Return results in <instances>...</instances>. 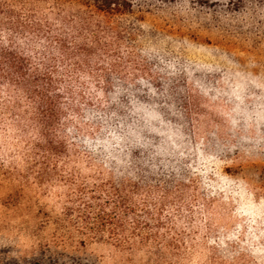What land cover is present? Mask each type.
<instances>
[{
    "label": "trees",
    "instance_id": "16d2710c",
    "mask_svg": "<svg viewBox=\"0 0 264 264\" xmlns=\"http://www.w3.org/2000/svg\"><path fill=\"white\" fill-rule=\"evenodd\" d=\"M176 1L0 0V129L76 233L123 250L162 248L190 189L198 73L147 21Z\"/></svg>",
    "mask_w": 264,
    "mask_h": 264
},
{
    "label": "rangeland",
    "instance_id": "374dc122",
    "mask_svg": "<svg viewBox=\"0 0 264 264\" xmlns=\"http://www.w3.org/2000/svg\"><path fill=\"white\" fill-rule=\"evenodd\" d=\"M147 21L172 30L171 48L198 73L182 217L160 249L84 237L66 191L26 177L25 143L3 128L0 264H264V0L159 3Z\"/></svg>",
    "mask_w": 264,
    "mask_h": 264
}]
</instances>
